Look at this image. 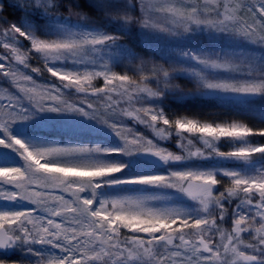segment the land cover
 <instances>
[{"label":"snow or ice","instance_id":"obj_1","mask_svg":"<svg viewBox=\"0 0 264 264\" xmlns=\"http://www.w3.org/2000/svg\"><path fill=\"white\" fill-rule=\"evenodd\" d=\"M0 49V264H264V0L0 2Z\"/></svg>","mask_w":264,"mask_h":264},{"label":"trees","instance_id":"obj_2","mask_svg":"<svg viewBox=\"0 0 264 264\" xmlns=\"http://www.w3.org/2000/svg\"><path fill=\"white\" fill-rule=\"evenodd\" d=\"M4 5H9L13 2V0H0ZM4 17L7 18L8 22H20L25 19L22 11L18 10L14 7H5L3 11ZM39 23V21H35ZM132 45L135 47V51H137L144 58L156 55L155 52L149 50L147 47L143 46L138 39L132 40ZM144 54H146L144 56ZM166 104L171 107V109L175 112L185 113V112H201V111H222L221 109H211L208 105H198L193 101H186L183 104L176 103L175 101H167ZM247 119H254V116H248ZM148 129H143L144 132H147ZM171 150L178 151L176 148L175 141H171L169 146Z\"/></svg>","mask_w":264,"mask_h":264},{"label":"rangeland","instance_id":"obj_3","mask_svg":"<svg viewBox=\"0 0 264 264\" xmlns=\"http://www.w3.org/2000/svg\"><path fill=\"white\" fill-rule=\"evenodd\" d=\"M85 4H86V0H84ZM182 43H185V42H180V41H176V42H172V41H165L163 39H158V40H154L153 43H152V46L151 47H147L149 50L153 51L156 53V55H151V56H148L146 57L147 58H152V57H159L161 56L162 54L166 53L167 52V49H165V47H170V46H175V45H180ZM143 46L144 44L141 43ZM146 47V46H145ZM135 48V47H134ZM161 49H164V53H162ZM0 51H3L2 49H0ZM146 54H144L145 56ZM31 63L34 65V66H37V61L36 60H33L31 61ZM38 66H40L41 68L43 67L42 63L39 64ZM34 76L36 74H33ZM36 78L38 80L40 79H52L54 80V78H51L48 76V74L45 72L43 77H40V76H36ZM56 83H59V81H55ZM98 83L102 84V81H99ZM183 83V82H182ZM175 112V111H174ZM242 122H245V123H248L250 125H256L258 124V118L257 117H254V119H247V117L245 118L244 121ZM144 128H141V131H143ZM37 132V134L45 137L46 139L52 141V140H59V139H62L63 136H64V132L63 130L59 127V126H48V127H44V128H40V129H36L34 130ZM146 135H148L149 137H152V133L150 130H147V132H144ZM171 142L168 143V147L170 146ZM170 148V147H169ZM171 150V148H170ZM224 150H227L226 148ZM10 261L12 262H16V264H20L19 262V254L17 255H13L11 257L8 258Z\"/></svg>","mask_w":264,"mask_h":264}]
</instances>
